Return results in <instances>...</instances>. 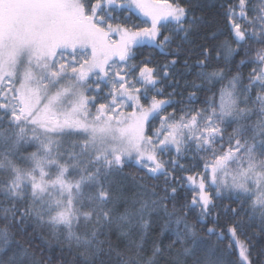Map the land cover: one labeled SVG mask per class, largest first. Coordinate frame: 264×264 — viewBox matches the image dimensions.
Wrapping results in <instances>:
<instances>
[{
    "label": "snow or ice",
    "instance_id": "6c2138e0",
    "mask_svg": "<svg viewBox=\"0 0 264 264\" xmlns=\"http://www.w3.org/2000/svg\"><path fill=\"white\" fill-rule=\"evenodd\" d=\"M0 264H264V0H0Z\"/></svg>",
    "mask_w": 264,
    "mask_h": 264
},
{
    "label": "trees",
    "instance_id": "16d2710c",
    "mask_svg": "<svg viewBox=\"0 0 264 264\" xmlns=\"http://www.w3.org/2000/svg\"><path fill=\"white\" fill-rule=\"evenodd\" d=\"M135 22V21H133ZM169 51L168 49H165V52ZM151 57V63L153 65H158V66H163L167 59H169V57H166L163 53H161L158 49H154L153 47L151 46H144L142 48L139 49L138 51V55H137V59L138 60H143L147 57ZM183 69H181L179 66L177 67V71H182ZM243 71L245 72V74H247V71L248 69L245 68L243 69ZM191 78V77H190ZM190 220H191V217H190ZM153 239L156 238V235L153 234L152 236ZM40 241L37 240V243H39ZM168 243V240L167 239H164V244L166 245ZM45 253L47 254L48 250L47 248L45 247L44 249Z\"/></svg>",
    "mask_w": 264,
    "mask_h": 264
}]
</instances>
